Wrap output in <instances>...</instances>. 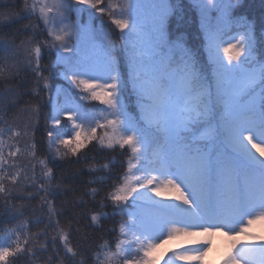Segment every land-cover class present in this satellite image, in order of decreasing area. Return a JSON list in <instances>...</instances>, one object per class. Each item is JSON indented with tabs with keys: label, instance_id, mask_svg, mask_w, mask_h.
I'll list each match as a JSON object with an SVG mask.
<instances>
[{
	"label": "snow or ice",
	"instance_id": "obj_1",
	"mask_svg": "<svg viewBox=\"0 0 264 264\" xmlns=\"http://www.w3.org/2000/svg\"><path fill=\"white\" fill-rule=\"evenodd\" d=\"M241 4L194 0L204 33V62L182 34L170 31L179 0H23L19 11H0V215L18 221L0 229V264H87L88 259L155 264L150 257L165 234L204 238L201 247L186 249L181 259L194 253L202 260L211 238L223 235L234 249L223 264H264V236L251 231L264 224V55H258L254 25L234 16ZM79 5L108 17L119 30V47L103 24L95 29L80 22ZM24 19L29 23L3 33L6 25ZM44 55H55L52 66L80 90L83 101L106 107L97 114L54 87L45 75ZM129 85L138 115L125 103ZM43 107L51 110L46 127L50 159L37 157L36 125ZM93 141L105 149L127 148L126 170L100 207L110 202L113 214L126 207L133 211L120 223L123 238L114 250L105 242L89 257V233L76 245L70 235L73 221L90 219L89 227L103 226L107 213H77L86 204L84 196L95 201L101 188L78 196L80 170L69 169L58 180L48 164L88 160L82 150ZM18 157L35 163L26 171ZM105 169L108 163L90 166L95 178L87 183L102 187L110 177L96 174ZM27 187L35 192H26ZM166 194L176 202L156 199ZM57 196L64 198L61 211L49 199ZM37 197L40 208L47 209V223L31 232L30 221L20 219L27 206L13 200ZM41 222L39 216L31 220Z\"/></svg>",
	"mask_w": 264,
	"mask_h": 264
},
{
	"label": "trees",
	"instance_id": "obj_2",
	"mask_svg": "<svg viewBox=\"0 0 264 264\" xmlns=\"http://www.w3.org/2000/svg\"><path fill=\"white\" fill-rule=\"evenodd\" d=\"M23 0H0V11L6 10H15L19 11L22 7ZM180 11L178 12L177 17L172 18L170 21V31L173 35H176L178 32L182 34L187 42L188 47L193 48L194 50H198L201 53L202 61L207 60V53L204 49V35L200 28V23L198 20V13L196 8L190 2V0H179ZM234 15L245 17L248 20L253 22L254 32L257 38V47H258V55H264V0H242V4L235 10ZM94 18L96 19L94 22L100 23L101 25L112 31V38L116 40L117 47L120 45L119 41V30L115 29L114 25H110V21L107 16L101 17L99 14H94ZM35 22V21H33ZM29 23L27 19L20 20L17 23H13L10 25H6L3 28L4 34H12L16 31L17 28H22L24 24ZM237 30V29H235ZM234 30V31H235ZM29 32H25L23 35H30ZM23 38V36H21ZM55 59V55L51 57L44 55L42 57V65L48 66V70L45 72V75L50 76V83L56 87L58 85L68 88L69 86L63 81L60 77L59 69L57 67L52 66V61ZM31 86V75H29V84ZM2 88V86H0ZM78 95V93H75ZM29 97H25V101H27ZM46 102V95H45ZM136 96L132 93L131 87L129 85L127 95L125 97V103L129 105V109L136 108V112L133 115H138V109L136 106ZM50 115L51 110L49 107H43L42 113L39 117V123L36 125V135L35 142L37 144V157L40 159H50L49 151L47 146V137H46V127L50 126ZM12 113H9V116L6 118H11ZM18 147L23 148V144L17 145ZM14 150V149H13ZM83 153H87L88 160H82L79 164H71L67 165L64 161H57L55 165L49 162L48 166L53 168V172L59 180L62 173H66L69 169L75 170L79 169L81 175L79 176L80 181V192L77 193L78 196L83 195L85 192L90 191L91 188L97 187L101 188L100 196H97L96 200L93 201L90 196H84L86 204L77 209V213L80 216H85L89 214H94L97 211H103L107 213V219L102 221V227L93 226L89 227L90 219L81 220L79 223H75L73 221V231L70 235V240L73 245L81 242L83 239V234L85 231L89 233L88 244L86 245L88 250V256L91 257L94 255L96 251L99 250L100 245L108 242L112 250H114L115 242L122 238L119 232V226L121 222H127V216L125 214H113V207L110 202H105L106 206L101 208L99 201L103 196L107 194L108 191L111 190V184L118 182L116 177L121 175L123 171L126 170V160H127V148L123 151L119 148L115 150L105 149L101 146L97 145L95 141L92 144H89L85 149L82 150ZM20 160L21 166H27L26 171L30 169L31 163H35V161H31L30 158H17ZM76 160V157L72 158ZM105 163L109 164V169H105L102 173H97L96 175H104L106 177H110V179H106L104 185L101 187L99 184H91L89 185L87 181L90 179H94L95 177L89 175V167L90 166H100ZM123 164V167H121ZM15 170V169H12ZM41 172V167L39 164L36 166V175L39 178ZM29 175L31 172L29 171ZM43 182V181H41ZM31 191L35 192L34 187H27L26 192ZM25 192V197H26ZM52 200L54 207L61 211L63 210L62 201L63 197H50ZM14 204H25L26 211L24 217L20 219H28L30 221V231L37 232L40 229L44 228V225L47 223V209L40 208V200L37 197L35 200L28 201L26 198L23 201L13 200ZM129 209L125 208L124 210ZM0 212H2V208H0ZM34 216H39L41 218V223L39 225H35L31 223V220ZM61 224H65L66 216L60 217ZM18 221L13 219L10 220L7 214L0 215V229H3L5 226H11L12 224L17 223ZM75 229H79L76 231ZM52 233L49 232V239ZM44 241V238L41 237V242ZM59 244V240L57 241ZM121 262L117 261L116 264ZM18 264H26L24 261H19ZM87 264H95V261L92 259L87 260Z\"/></svg>",
	"mask_w": 264,
	"mask_h": 264
},
{
	"label": "rangeland",
	"instance_id": "obj_3",
	"mask_svg": "<svg viewBox=\"0 0 264 264\" xmlns=\"http://www.w3.org/2000/svg\"><path fill=\"white\" fill-rule=\"evenodd\" d=\"M29 2H31V0H29ZM106 2H107V0H106ZM190 2L194 6V0H190ZM79 7L82 9V11L80 13V17H79L80 22L84 23V24H91V26L93 28L100 29L101 24L94 22L96 20L94 18V14L96 13V14L100 15V13L97 12L95 9L88 7L87 5H79ZM196 10L198 13V20L200 23V13H199L198 9H196ZM234 16L236 18H239V16H236V15H234ZM73 19L75 20L76 17L74 16ZM248 21L253 24L252 21H250V20H248ZM200 28H201V24H200ZM237 30L233 31L232 34L235 35ZM202 33H203V31H202ZM203 35H204V33H203ZM61 79L63 81H65V83L69 87L66 88V87H63L60 85H58L56 87H59V88L66 90L78 103H81L82 105H86L89 109L96 112L97 114L99 113V110L106 107V105L101 104L99 101H90V102L89 101H83L81 99L82 93L80 92V90L78 88H76L75 85H72L68 81L64 80L62 77H61ZM130 87H131V85H130ZM75 93H78V95ZM60 127L62 129L65 127L64 121H62ZM99 132H100V130H98V133ZM156 199L162 200L165 203L176 202L174 199V196L171 194H166L164 196L156 197ZM131 211H133V209L129 208V209L124 210V212L122 213V214H125L127 216V220H128L127 213L131 212ZM177 226L179 227V225H177ZM193 231H196V230H193ZM251 231L254 232L257 236H264V224L257 223L255 225H253ZM211 240H212L211 246L207 249L202 260H197L196 254H194V253L189 254L191 257L190 259H181L180 257L185 255L186 249L201 247L204 243V238L199 237V236L187 237L184 235H179V236H176V237L169 239V238H167V235L165 234L163 241L159 243V247L156 248V250L154 251V253L150 257V259L154 260L155 264H223V261L226 258V254H228L230 251H234V249L230 248L229 238L226 236H223V235H214L211 238ZM174 253L177 255H174ZM119 264H121V263H119Z\"/></svg>",
	"mask_w": 264,
	"mask_h": 264
}]
</instances>
